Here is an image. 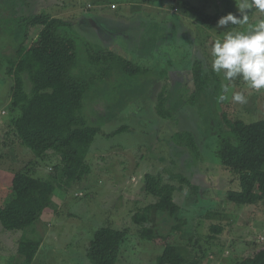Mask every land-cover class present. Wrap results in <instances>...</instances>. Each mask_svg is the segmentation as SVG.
Returning a JSON list of instances; mask_svg holds the SVG:
<instances>
[{"label":"rangeland","instance_id":"rangeland-1","mask_svg":"<svg viewBox=\"0 0 264 264\" xmlns=\"http://www.w3.org/2000/svg\"><path fill=\"white\" fill-rule=\"evenodd\" d=\"M187 1L206 13L223 15L237 14L240 3ZM171 5L169 0H0V40L18 30L19 16L44 13L63 21L59 32L75 43L72 73L93 77L81 112L88 124L99 128L86 155L91 170L85 178L67 191L56 186L52 209L33 225L7 230L0 224V264L21 263L17 244L22 240L41 242L30 264H92L86 249L103 226L127 229L114 264H157L163 246L140 236L142 227L152 226L159 235L172 233L171 242L186 256L197 255L201 264H229L248 242H264V205L226 199V191L237 189L238 181L231 180L217 154L221 140L230 136L223 116L246 123L264 120V91L249 88L239 78L224 81L211 71L213 43L225 31L246 30L264 13L252 7L247 24L225 29L218 23L202 25L181 5ZM103 49L133 62L141 73L128 76L117 64L110 78H104L106 62L93 58ZM14 51V46L0 49L5 56ZM200 67L208 73L205 89L195 97L191 69ZM23 77L29 92L31 84ZM166 78L171 86L168 112L162 117L156 102ZM8 80L0 68V176L6 179L21 169L46 179L56 159H35L15 138L10 123L19 110L10 108ZM222 84L228 85L224 94L229 98L218 102ZM234 91L242 92L247 103L232 102ZM121 127L124 130L114 132ZM157 172L177 185L179 176L188 179L182 183L184 191L173 193L180 207L176 218L149 207L156 199L145 192L144 175ZM5 192L3 198L10 195ZM176 224L180 233L172 228ZM214 224L221 231L209 237Z\"/></svg>","mask_w":264,"mask_h":264},{"label":"trees","instance_id":"trees-1","mask_svg":"<svg viewBox=\"0 0 264 264\" xmlns=\"http://www.w3.org/2000/svg\"><path fill=\"white\" fill-rule=\"evenodd\" d=\"M140 1L153 4L162 0ZM169 1L171 8L181 5L185 12L191 13L205 26L218 23L225 16L206 13L187 0ZM62 24L58 17L44 13L19 16L18 30L12 29L13 36L8 40H0V49L15 47L12 55L0 53V68L4 67L9 77L7 84L11 80L8 86L10 108L19 110V115L10 123L13 134L35 159H56L46 179L32 176L31 170H14L6 179L1 174L0 224L7 230L24 229L36 223L43 212L52 209V194L56 186L67 191L91 170L86 155L99 128L88 124L81 109L85 90L93 77L82 78L72 73L76 58L75 43L71 37L59 32ZM93 58L106 62L105 73L102 74L104 78H110L111 69L117 64L128 76L141 73L133 62L109 50H98ZM191 71L196 87L193 96L196 97L205 89L202 83L208 72L201 67ZM24 75L31 84L29 92L24 90ZM170 86L166 78L163 89L157 94L156 110L162 117L168 112L166 106ZM223 117L230 136L221 140L217 154L231 180L238 181L237 189L226 191V199L236 204L264 205V120L246 123L237 118ZM122 130L124 128L121 127L114 132ZM178 179L180 184L177 185L165 181L161 172L144 175L145 192L156 199L149 206L151 210L166 212L176 218L180 207L173 201V193L184 191L182 183H189L182 176ZM3 191L10 195L3 198ZM172 228L180 233L179 224ZM210 231L212 234L209 237H214L221 231V226L211 225ZM126 235L127 229L98 228L86 249L87 258L92 264H114ZM139 235L163 246L157 264H201L197 255L186 256L171 242L172 233L159 235L151 226L140 228ZM40 243L37 240L18 242L17 252L22 257V264L32 262ZM229 264H264V242H248L242 255L230 260Z\"/></svg>","mask_w":264,"mask_h":264},{"label":"clouds","instance_id":"clouds-1","mask_svg":"<svg viewBox=\"0 0 264 264\" xmlns=\"http://www.w3.org/2000/svg\"><path fill=\"white\" fill-rule=\"evenodd\" d=\"M252 7L264 13V0H240L237 9L239 15L229 13L221 17L218 26L226 29L230 24H247V13ZM211 57V71L222 75L224 81L232 82L239 78L249 88L264 91V18L258 19L246 30L225 31L222 39L213 43ZM228 91V85L222 84L218 102L229 98L224 94ZM231 101L243 105L247 103V97L242 92L234 91Z\"/></svg>","mask_w":264,"mask_h":264},{"label":"built area","instance_id":"built-area-1","mask_svg":"<svg viewBox=\"0 0 264 264\" xmlns=\"http://www.w3.org/2000/svg\"><path fill=\"white\" fill-rule=\"evenodd\" d=\"M5 113V111H1V114H4Z\"/></svg>","mask_w":264,"mask_h":264}]
</instances>
